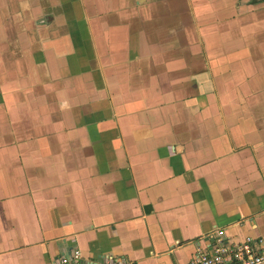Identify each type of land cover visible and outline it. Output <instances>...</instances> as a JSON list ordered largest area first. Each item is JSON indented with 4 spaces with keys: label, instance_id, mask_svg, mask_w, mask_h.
I'll list each match as a JSON object with an SVG mask.
<instances>
[{
    "label": "crops",
    "instance_id": "obj_1",
    "mask_svg": "<svg viewBox=\"0 0 264 264\" xmlns=\"http://www.w3.org/2000/svg\"><path fill=\"white\" fill-rule=\"evenodd\" d=\"M264 239V0H0V264H187Z\"/></svg>",
    "mask_w": 264,
    "mask_h": 264
},
{
    "label": "built area",
    "instance_id": "obj_2",
    "mask_svg": "<svg viewBox=\"0 0 264 264\" xmlns=\"http://www.w3.org/2000/svg\"><path fill=\"white\" fill-rule=\"evenodd\" d=\"M57 264H134L107 256L98 262L84 258L77 248L63 255ZM187 264H264V239L246 238L235 241L225 229L209 232L195 242V250Z\"/></svg>",
    "mask_w": 264,
    "mask_h": 264
}]
</instances>
